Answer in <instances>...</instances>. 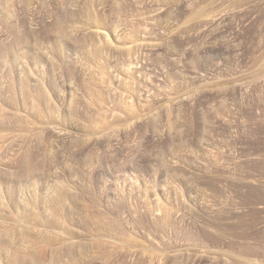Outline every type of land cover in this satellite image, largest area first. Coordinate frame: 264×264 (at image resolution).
I'll return each instance as SVG.
<instances>
[{"label":"rangeland","instance_id":"obj_1","mask_svg":"<svg viewBox=\"0 0 264 264\" xmlns=\"http://www.w3.org/2000/svg\"><path fill=\"white\" fill-rule=\"evenodd\" d=\"M21 263L264 264V0H0Z\"/></svg>","mask_w":264,"mask_h":264},{"label":"bare ground","instance_id":"obj_2","mask_svg":"<svg viewBox=\"0 0 264 264\" xmlns=\"http://www.w3.org/2000/svg\"><path fill=\"white\" fill-rule=\"evenodd\" d=\"M9 49V48H8ZM13 239V238H12ZM15 242V241H14ZM22 264V263H21Z\"/></svg>","mask_w":264,"mask_h":264}]
</instances>
